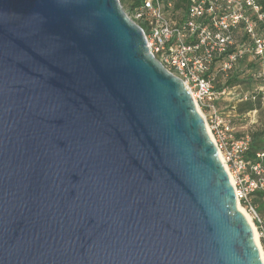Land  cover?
<instances>
[{"label":"water","instance_id":"1","mask_svg":"<svg viewBox=\"0 0 264 264\" xmlns=\"http://www.w3.org/2000/svg\"><path fill=\"white\" fill-rule=\"evenodd\" d=\"M0 264H264L117 0H0Z\"/></svg>","mask_w":264,"mask_h":264},{"label":"built area","instance_id":"2","mask_svg":"<svg viewBox=\"0 0 264 264\" xmlns=\"http://www.w3.org/2000/svg\"><path fill=\"white\" fill-rule=\"evenodd\" d=\"M138 25L149 53L180 79L199 112L228 175L237 206L255 214L251 199L264 191V153L247 160L251 139L216 103H229L227 87L216 88L237 63L264 59L261 0H117ZM234 105L229 109L234 110Z\"/></svg>","mask_w":264,"mask_h":264},{"label":"rangeland","instance_id":"3","mask_svg":"<svg viewBox=\"0 0 264 264\" xmlns=\"http://www.w3.org/2000/svg\"><path fill=\"white\" fill-rule=\"evenodd\" d=\"M227 87L232 94L225 99L229 103L218 101L216 107L219 111L229 114L233 125L241 134L257 138L264 146V59L259 63L250 62L245 59L243 63H237L231 71L226 74V78H219L216 88ZM230 105H234V110H230ZM247 107L248 110L246 109ZM264 153V151L262 152ZM256 207V209H255ZM255 214L247 213L242 206L239 208L245 213L255 229L258 247L264 263V249L260 245V221L264 220V207L255 205Z\"/></svg>","mask_w":264,"mask_h":264},{"label":"trees","instance_id":"4","mask_svg":"<svg viewBox=\"0 0 264 264\" xmlns=\"http://www.w3.org/2000/svg\"><path fill=\"white\" fill-rule=\"evenodd\" d=\"M261 5L262 8L264 10V0H261ZM247 107L246 109L248 110ZM259 135H256L255 137H253V139L251 140V145L249 148V151L247 153V160L249 162H254L256 154L259 152H263L264 151V146L262 145V143L258 140ZM251 204L253 207H255V205H258V207L260 206V204L262 205V208L264 207V191L262 192H257L256 194L253 195L252 199H251ZM243 207V206H242ZM256 209V207H255ZM260 230V245L261 247L264 249V220L260 221V226L259 229Z\"/></svg>","mask_w":264,"mask_h":264},{"label":"bare ground","instance_id":"5","mask_svg":"<svg viewBox=\"0 0 264 264\" xmlns=\"http://www.w3.org/2000/svg\"><path fill=\"white\" fill-rule=\"evenodd\" d=\"M238 208H239V207H238ZM239 210L241 211L240 208H239ZM241 213H243V212L241 211ZM243 215L245 216V219H246L247 223H248L249 226L251 227V230H252V232H253V236H254V239H255V243H256V245H257V247H258V241H257V235H256V233H255V229H254V227L252 226L249 217H248L245 213H243ZM258 248H259V247H258ZM259 252H260V250H259ZM260 254H261V253H260Z\"/></svg>","mask_w":264,"mask_h":264},{"label":"crops","instance_id":"6","mask_svg":"<svg viewBox=\"0 0 264 264\" xmlns=\"http://www.w3.org/2000/svg\"><path fill=\"white\" fill-rule=\"evenodd\" d=\"M217 104V103H216Z\"/></svg>","mask_w":264,"mask_h":264}]
</instances>
